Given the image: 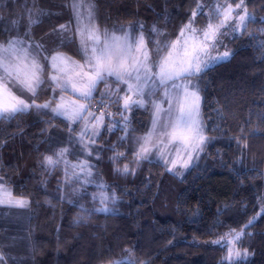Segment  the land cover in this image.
Instances as JSON below:
<instances>
[{
  "label": "trees",
  "instance_id": "trees-1",
  "mask_svg": "<svg viewBox=\"0 0 264 264\" xmlns=\"http://www.w3.org/2000/svg\"><path fill=\"white\" fill-rule=\"evenodd\" d=\"M246 2L257 19L247 25V33H235L225 42L231 56L199 81L208 134L216 137L208 144L199 167L178 177L164 164L145 160L134 175L118 174L113 171L109 160L112 152L107 149L122 133L118 129L111 134L102 132L96 145L101 149V158L89 159L95 165V180L102 181L108 186L105 191L110 194L114 190L118 197L114 204L109 201L113 212L89 215L79 207L101 206L99 198L91 199V193L100 191L95 184L87 185L86 193L75 194L72 188L79 185L65 186V199H57L63 165L49 173L40 161L44 154L67 143V121L54 118L50 112L45 115L32 110L17 120L0 123V174L10 181L15 195L30 200L26 248L23 254L12 256L16 264H104L112 258L126 257L124 249L131 250L136 264H222L227 249L211 241L229 228L239 229L256 215L259 198L264 197V33L259 31L264 29V0ZM35 3L54 15L33 25L32 36L37 41H55L56 37L45 34L53 26L68 22L71 12L64 7V0ZM196 3L197 0H94L96 23L101 29L121 34L130 24L134 28L143 24L146 30L156 25L168 33L169 39H175ZM32 4L33 0H0V29L9 27V21ZM196 21L203 26L207 18L198 15ZM25 30L23 14L19 31L22 34ZM10 34L15 32H0V39ZM78 48V40L73 39L60 50L82 60ZM109 85L116 86L111 79ZM103 91L105 84L101 83L94 93L97 101ZM53 95L46 84L37 102L53 99ZM118 107L113 105L111 109L115 113ZM128 115L136 136L150 128V109H134ZM115 119L119 120V116ZM245 142L247 148L243 147ZM77 158L84 159L78 146L69 156L73 162ZM124 163L135 166L131 147L128 159L122 160L120 166ZM84 215L86 222L79 220ZM247 231L251 236L243 237L237 247L247 249L249 255L238 264H264V215Z\"/></svg>",
  "mask_w": 264,
  "mask_h": 264
},
{
  "label": "snow or ice",
  "instance_id": "snow-or-ice-1",
  "mask_svg": "<svg viewBox=\"0 0 264 264\" xmlns=\"http://www.w3.org/2000/svg\"><path fill=\"white\" fill-rule=\"evenodd\" d=\"M64 7L69 9L72 18L53 26L45 34L59 41L55 48L49 49L42 42L43 38L37 41L32 36L33 25L39 24L45 16L54 15L37 7L35 0L31 8L25 7L22 14L9 21V27L0 29V32H15L0 39V123L17 120L32 110L45 115L50 112L54 118L62 117L67 121V143L51 154H44L41 167L51 173L63 165V178L57 184L58 200L65 199V186L79 185L72 188L75 194L86 193L87 185L95 184L100 191L91 193V199L99 198L101 206L79 207L89 215L110 213L114 209L109 207V201L114 204L118 197L114 190L110 194L105 191L108 186L102 181L95 180V165L89 159L101 158V149L96 145L102 132L111 134L118 129L122 133L107 149L112 152L109 160L114 172L134 175L141 162L155 155L167 166L168 172L182 175L180 170L188 169L216 139L208 134L199 81L216 64L231 56L230 50L218 51L220 47L226 48L223 38L229 32L247 33V25L257 18L249 12L246 0H197L196 8L175 39H169L168 33L156 25L146 30L143 24L138 28L130 24L121 34L101 29L96 23L94 0H64ZM23 14H26V30L21 34ZM198 15L207 18L203 26L196 21ZM259 31L264 33V29ZM73 39L79 42L82 61L60 50ZM110 79L117 85L114 89L109 85ZM101 83L105 84V91L97 101L94 93ZM46 84L53 93L59 89L60 95L38 103L42 86ZM113 105H119L115 113L110 110ZM140 108L151 110V126L143 135L136 136L128 114ZM77 146L84 159L77 158L73 162L69 156L74 155ZM247 146L245 142L243 147ZM129 147L135 166L124 163L121 167L120 162L128 159ZM259 200L256 215L239 229L229 228L211 241L227 249L222 264H238L248 257V250L241 251L237 245L246 235L251 236L247 229L264 215V197ZM45 202L51 204V200ZM29 206L30 200L15 195L10 181L0 174V207L23 209ZM79 220L86 222L87 216ZM124 252L126 257L112 258L104 264H136L131 250L124 249ZM8 260L16 264V258L5 253L0 244V264H7Z\"/></svg>",
  "mask_w": 264,
  "mask_h": 264
},
{
  "label": "rangeland",
  "instance_id": "rangeland-1",
  "mask_svg": "<svg viewBox=\"0 0 264 264\" xmlns=\"http://www.w3.org/2000/svg\"><path fill=\"white\" fill-rule=\"evenodd\" d=\"M234 35L235 34L229 32V34L223 38V44L226 45L225 42H228V40L232 38ZM42 42H44L49 49H52L55 43L57 42L59 43L57 39H55V41L51 40L48 43L45 41H42ZM226 49L230 50L228 46L226 45V48L220 47L218 51L222 53ZM199 86H200V83H199ZM110 87L114 89L115 87H117V85L115 87H112V86ZM120 87L123 88L124 86L120 85ZM24 95L27 97L28 94L25 93ZM59 95H60V91L59 89H57L53 96L55 98H58ZM201 95H202V91H201ZM110 110L112 111V109ZM112 112L114 113V110ZM202 112H203V108H202ZM73 126L78 127L77 125H73ZM205 152L201 153L200 158L198 160H194L188 169H181L180 171L182 175H177V174L175 175L178 177H182L183 174L187 170L195 166L199 167L204 161L203 157H204ZM148 161H155V162H160L164 164L161 160H158L155 157V155L150 157ZM27 219H28V208L22 209V208L0 207V244L3 245V251L7 253L8 255H10L11 257L13 255H19V254L24 253V250L26 248L25 229L27 227L26 226ZM12 238H15V240H13Z\"/></svg>",
  "mask_w": 264,
  "mask_h": 264
}]
</instances>
